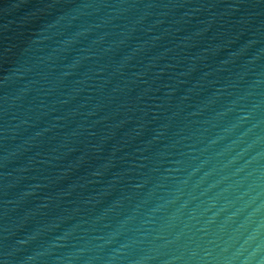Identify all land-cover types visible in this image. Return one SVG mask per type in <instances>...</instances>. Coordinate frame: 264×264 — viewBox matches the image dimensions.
Masks as SVG:
<instances>
[{
  "label": "water",
  "instance_id": "95a60500",
  "mask_svg": "<svg viewBox=\"0 0 264 264\" xmlns=\"http://www.w3.org/2000/svg\"><path fill=\"white\" fill-rule=\"evenodd\" d=\"M0 264H264V0H0Z\"/></svg>",
  "mask_w": 264,
  "mask_h": 264
}]
</instances>
